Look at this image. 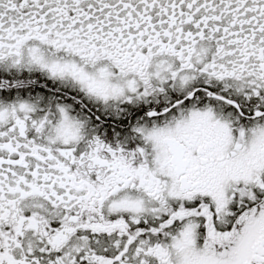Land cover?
Here are the masks:
<instances>
[{
  "label": "snow or ice",
  "instance_id": "snow-or-ice-1",
  "mask_svg": "<svg viewBox=\"0 0 264 264\" xmlns=\"http://www.w3.org/2000/svg\"><path fill=\"white\" fill-rule=\"evenodd\" d=\"M0 264H264V0H0Z\"/></svg>",
  "mask_w": 264,
  "mask_h": 264
}]
</instances>
